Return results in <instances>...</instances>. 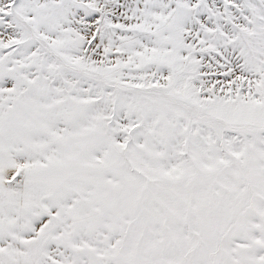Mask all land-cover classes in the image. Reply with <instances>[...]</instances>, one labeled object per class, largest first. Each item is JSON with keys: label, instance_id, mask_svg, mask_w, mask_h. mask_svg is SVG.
<instances>
[{"label": "snow or ice", "instance_id": "6c2138e0", "mask_svg": "<svg viewBox=\"0 0 264 264\" xmlns=\"http://www.w3.org/2000/svg\"><path fill=\"white\" fill-rule=\"evenodd\" d=\"M0 264H264V0H0Z\"/></svg>", "mask_w": 264, "mask_h": 264}]
</instances>
